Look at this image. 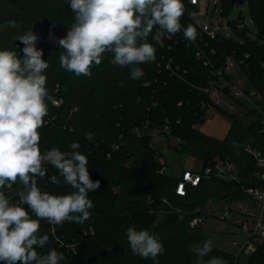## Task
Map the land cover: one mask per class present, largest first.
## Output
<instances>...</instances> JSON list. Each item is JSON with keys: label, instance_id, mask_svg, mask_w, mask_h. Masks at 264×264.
I'll return each mask as SVG.
<instances>
[{"label": "trees", "instance_id": "1", "mask_svg": "<svg viewBox=\"0 0 264 264\" xmlns=\"http://www.w3.org/2000/svg\"><path fill=\"white\" fill-rule=\"evenodd\" d=\"M223 1L226 8L232 4L231 0ZM247 2L256 35L250 36L247 26H237V18L236 24L232 23L237 37L213 38L192 19L198 5L183 0L181 24L191 23L197 39L185 40L183 30L170 38L162 37L161 43L150 35L156 61L139 65L143 76L137 80L129 78V67L110 62L111 53L104 54L101 65L92 68L91 77H78L64 70L59 60L61 48L50 53L45 60L49 64L46 86L60 102H48V115L39 129L40 148L46 151L57 147L67 152L71 143L78 142L79 151L88 158L90 176L100 181V188L89 192L92 215L83 224L66 221L50 225L40 221L41 233L49 234L50 239L46 248L38 251L55 248L62 252L65 259L60 264H154L152 259H143L131 251L126 229L135 226L137 230H149L163 242L165 252L156 258L158 264H196L190 245L206 241L204 227L211 214L205 208L213 203L248 201L246 188L258 184L259 174L264 171L247 149L251 141L264 157V0ZM74 15L69 0H0V31L14 22L20 26L21 35L25 25L32 27L44 16L71 26ZM4 49L17 51L14 41L0 44V50ZM198 50L204 53L203 58L196 55ZM228 54H234L240 64L246 92L253 88L260 95L258 104L263 112L240 102L251 120L245 122L231 113L229 130L219 138L197 125L205 120V105L210 101L203 87ZM168 64L178 66V73L172 74ZM215 108L227 112L221 105ZM143 127L179 138L180 144L174 148L198 157L203 166L220 157L232 161L236 171L230 177L205 175L198 185H188L186 193L179 194L176 186L180 176L162 169L164 164L158 157L163 154L152 143L153 135L147 130L138 131ZM44 167L47 176L38 178L42 191L54 195L73 191L63 177L60 184H51L49 178L59 173L51 164ZM194 218L202 221L191 224ZM210 256L222 257L227 264H264V242H258L256 250L249 254H237V250L213 244Z\"/></svg>", "mask_w": 264, "mask_h": 264}, {"label": "clouds", "instance_id": "2", "mask_svg": "<svg viewBox=\"0 0 264 264\" xmlns=\"http://www.w3.org/2000/svg\"><path fill=\"white\" fill-rule=\"evenodd\" d=\"M69 7L75 15L66 36L58 39L59 60L64 70L78 77H91L92 68L111 53L112 64L129 67V78L140 79L139 65L156 61L150 35L156 43L181 30L190 42L198 35L191 23L181 24L183 0H69ZM7 26L19 27L14 22ZM37 39L32 28L17 37L24 45L23 57L17 51L0 50V262L4 264H60L65 259L62 252L38 251L50 239L41 233L40 221L83 224L92 215L89 192L100 188V181L90 176L88 158L79 151L78 142L71 143L67 152L40 148L39 129L48 115V102L55 105L56 100L46 86L49 64L36 47ZM45 164L59 173L49 178L51 184H60L63 177L73 191L62 195L42 191L38 178L47 176ZM126 236L135 255L158 264L156 258L165 252L161 240L135 226L126 229ZM190 250L196 264H227L222 257L210 256L211 240L190 245Z\"/></svg>", "mask_w": 264, "mask_h": 264}, {"label": "built area", "instance_id": "3", "mask_svg": "<svg viewBox=\"0 0 264 264\" xmlns=\"http://www.w3.org/2000/svg\"><path fill=\"white\" fill-rule=\"evenodd\" d=\"M188 1L199 7L198 11L192 15V19L199 29L213 38L216 36H229L227 33L220 31L219 26L222 24L214 26L210 21H205L200 17V7H202L201 0ZM211 51L214 52V49H211ZM196 55L198 57H204V53L201 50H198ZM205 63L208 64L209 60L206 59ZM167 67L171 69L172 74L178 73V66L173 67L168 64ZM213 74L214 77L203 87V90L208 94L210 99L205 105L207 109L215 107L217 104L223 106V96L227 95L233 98L234 101L242 98L245 102H249L250 105L263 112L258 104L260 95L256 94L253 88H251L249 92H246V79L241 73L240 64L234 54H228L225 58V62L220 67H217ZM59 102L60 100H56V104ZM234 106L235 104L233 103L229 104V107ZM262 122L264 126V119ZM141 129H146V127L140 128L138 131L142 132ZM165 131H168V128H165ZM148 133L150 135H155L159 133V131L148 130ZM114 147L117 148L118 145H114ZM247 149L256 157L258 163L264 166V157L261 151L255 148L251 141L248 142ZM158 161L164 165L166 164L163 155L158 157ZM235 171L236 167L232 161L220 157L216 158L213 163H209L205 166L202 165L199 169L184 168L179 175L180 178L177 182L176 192L185 194L188 185H198L201 178L205 175L213 174L219 177H230V173H234ZM246 191L250 196L248 201L235 202L229 205L213 203L212 206L205 208L211 216H216L218 218L226 219L229 218L232 213L235 214L232 222L241 228L244 235L246 234L245 240L237 249V254L241 252L245 254L252 253L256 250L258 242H264V171L259 174V183L248 186ZM235 204L237 208H233ZM199 221H202V218H194L191 224H195ZM232 243L234 246L239 245L236 239H234Z\"/></svg>", "mask_w": 264, "mask_h": 264}, {"label": "rangeland", "instance_id": "4", "mask_svg": "<svg viewBox=\"0 0 264 264\" xmlns=\"http://www.w3.org/2000/svg\"><path fill=\"white\" fill-rule=\"evenodd\" d=\"M200 17L205 21H210L214 26H219L220 31L227 33L229 36L237 37L232 24L238 17L239 11H242L244 15L243 21L240 23L238 20L235 21L237 26H247V31L250 36H255L257 28L251 19L249 6L247 0H236L235 3L230 4L228 8L225 7L223 0H201ZM234 22V23H235ZM235 23V24H236ZM18 28H10L8 26L1 28L0 44H12V42L19 36ZM25 31L31 29L30 26L25 25ZM22 35V34H21ZM224 102L223 107L227 110L224 112L220 108L210 107L206 110L205 120L199 123L198 128L210 135L222 138L226 135L232 122L231 113H236L242 120L248 122L251 120V115L247 112V108L240 104L244 99L239 98L234 101L230 96H223ZM242 99V100H241ZM245 102V101H244ZM235 104L234 107H229V104ZM248 107L249 102H245ZM146 131V129H141ZM148 132V130L146 131ZM152 143L159 151L162 152L165 158V165L163 170L168 171L175 175H180L184 168L199 169L202 166V161L198 157L193 155L178 152L174 147H178L180 140L176 137L166 135L165 133H156L152 136ZM233 208H237L235 204ZM235 214L229 218L223 219L216 216H211L205 222L203 238L204 240H211L214 245L223 247L228 250H237L240 244L245 240L246 234L242 235L241 228L233 223ZM236 239L239 242L238 246H234L232 241ZM4 264V262H2Z\"/></svg>", "mask_w": 264, "mask_h": 264}, {"label": "water", "instance_id": "5", "mask_svg": "<svg viewBox=\"0 0 264 264\" xmlns=\"http://www.w3.org/2000/svg\"><path fill=\"white\" fill-rule=\"evenodd\" d=\"M236 0H231V3H235ZM244 17L242 11L238 13V20H242ZM69 25L60 21L51 19L49 16H44L33 23L32 31L37 35L36 42L37 49L43 50L42 59L46 60L53 50L60 48L58 39L66 36ZM14 45L17 47L18 54L23 57L22 49L24 45L14 40Z\"/></svg>", "mask_w": 264, "mask_h": 264}, {"label": "flooded vegetation", "instance_id": "6", "mask_svg": "<svg viewBox=\"0 0 264 264\" xmlns=\"http://www.w3.org/2000/svg\"><path fill=\"white\" fill-rule=\"evenodd\" d=\"M33 26V25H32ZM32 28V27H31Z\"/></svg>", "mask_w": 264, "mask_h": 264}, {"label": "crops", "instance_id": "7", "mask_svg": "<svg viewBox=\"0 0 264 264\" xmlns=\"http://www.w3.org/2000/svg\"><path fill=\"white\" fill-rule=\"evenodd\" d=\"M243 235V234H242Z\"/></svg>", "mask_w": 264, "mask_h": 264}]
</instances>
